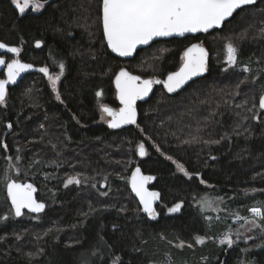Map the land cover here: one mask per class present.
<instances>
[{
    "label": "trees",
    "instance_id": "16d2710c",
    "mask_svg": "<svg viewBox=\"0 0 264 264\" xmlns=\"http://www.w3.org/2000/svg\"><path fill=\"white\" fill-rule=\"evenodd\" d=\"M262 30L264 0H259L239 9L221 29L159 40L125 60L107 48L102 0H46L42 11L24 13L13 0H0V41L17 46L23 61L47 67L50 76L64 65L59 92L44 73L30 72L0 104V196L5 199L0 217H7L0 219V264H113L114 258L121 264H264L260 240L246 251L239 244L218 247L210 240L218 231H210L194 209L207 193H234L247 207L259 195L264 199L263 190L255 191L264 188ZM194 41L210 52L207 75L175 95L156 86L152 97L138 104L137 125L109 129L101 106H118L113 84L118 70L163 78L179 68ZM229 42L238 49L234 67L225 61ZM3 55L8 62L15 58ZM72 113L80 125L71 124ZM141 144L144 158L137 155ZM138 159L143 171L156 177L151 187L161 192L156 221L143 214L129 186ZM11 163L28 172L15 180L34 182L39 199L42 187L54 198L51 207L45 200L41 219L10 212L1 173ZM77 175L81 183L66 187ZM179 202L180 212L167 211ZM196 236L208 240L201 245Z\"/></svg>",
    "mask_w": 264,
    "mask_h": 264
},
{
    "label": "snow or ice",
    "instance_id": "6c2138e0",
    "mask_svg": "<svg viewBox=\"0 0 264 264\" xmlns=\"http://www.w3.org/2000/svg\"><path fill=\"white\" fill-rule=\"evenodd\" d=\"M20 13H24L29 5V0H13ZM46 0H35V8L39 10L43 7ZM255 0H102V25L103 34L107 39V44L114 52L121 56L131 55L138 45H147L150 41L157 37H169L173 34L183 35L184 33L209 32L210 29L222 26L225 21L233 16V13L244 6L253 5ZM264 31V30H262ZM41 44L37 42V47ZM8 48L10 52L19 53L18 47H9L4 43H0V49ZM166 51V50H162ZM207 51L200 44H193L184 53V65L179 72L168 76L166 83L169 92H173L180 88L186 81L193 76L199 75L207 71ZM227 62L229 65L238 63V49L231 42L227 45ZM5 61L0 58V65ZM30 64H22L19 60H12L7 64V79L0 80V104L6 103L7 88L11 82L15 83L20 72L32 68ZM60 73L54 78L49 76L52 87L56 88L57 82L63 75L64 65L59 64ZM227 71V69H225ZM40 72L48 74L49 69L42 67ZM140 77L133 76L126 70L121 69L116 77V85L119 89V96L124 107L119 111L101 106L103 113L112 117L110 126L118 128L122 124H134L136 122L135 102L142 95H147L153 81L144 80L142 84H137ZM157 83L159 81H156ZM31 92V89L27 90ZM102 92H98L97 96H102ZM57 99L60 96L57 95ZM259 107L264 109V96H261ZM259 119V116L255 117ZM12 127L11 124L8 125ZM188 142V141H186ZM219 143V141H213ZM6 148L7 145H4ZM141 156L146 155L144 145H140ZM11 159V158H9ZM213 159H215L213 157ZM179 170L185 175H190L186 169L179 165ZM196 175H199L197 173ZM153 177H145L140 175V169L137 168L132 176V188L140 198V203L143 205V212L148 216L155 218L157 215L153 207L154 201L159 198V193L149 192L145 188V183ZM80 184L79 175L69 177L65 186L70 184ZM35 188L32 184H20L15 180L7 183V193L11 198V205L14 208V215L19 217L24 214L23 210L28 209L30 212L41 213L45 209V204L37 202L33 193ZM107 195V193H103ZM223 199L222 197L220 198ZM181 204L177 203L170 208V212H176L180 209ZM248 211L251 213V219L248 217H240L236 213L238 220H244L249 226L248 231L259 230L261 238H264V201L257 202ZM84 215H87L85 213ZM6 220L7 217H0ZM241 238V233L237 231L236 239H233L231 231L224 234L219 239L220 245L231 246L236 243V240ZM251 239V237H247ZM204 236H196L195 242L198 244L205 243ZM183 247V242H181ZM31 255V253H29ZM113 264H121L119 258H114ZM171 264V262H170Z\"/></svg>",
    "mask_w": 264,
    "mask_h": 264
},
{
    "label": "rangeland",
    "instance_id": "374dc122",
    "mask_svg": "<svg viewBox=\"0 0 264 264\" xmlns=\"http://www.w3.org/2000/svg\"><path fill=\"white\" fill-rule=\"evenodd\" d=\"M42 2V1H41ZM21 3H23V0H21ZM17 8L16 4H14ZM35 0H29V5L25 9V12L31 11V12H40L46 5V3H43V7L39 10H36L35 8ZM19 11V9L17 8ZM227 45L226 44V56L225 61L227 62ZM228 63V62H227ZM231 66V65H230ZM236 66V65H235ZM234 67V66H232ZM58 74H52L51 76L54 78ZM50 84V81H49ZM62 82L61 78L58 83V87L60 88ZM57 87V88H58ZM102 112V110H101ZM101 119L106 121V117L104 113L102 112ZM68 148L64 146V150H67ZM28 174L27 170L16 163H11L10 167L7 168V173L5 172L1 173V184L5 181L4 184V190L7 181H10L11 179H17L19 176H26ZM21 181H25L26 179H20ZM263 190L264 188L255 187V191L259 192ZM229 192L223 191L221 195L213 194V193H207L206 195L202 196L199 200H197L194 203V209L201 215H203L207 221L208 226H210V231H218L216 235L212 236L210 240L212 242H215V244L218 247L224 248L225 250H228L229 248L233 247L236 244H239L240 247L243 250H249L253 247V244L251 242L260 240V244H264V238H261V233L259 230H252L248 231V225L244 220H238L236 217V213L240 217H248L251 219V213L248 211L252 206H254L259 201H264V199L261 197V195L257 196L247 207V204L242 203L238 204V197L234 193L227 194ZM41 198L42 200H47L46 202L51 207L54 205V198L50 195L49 189L46 187L41 188ZM223 198L222 200L220 198ZM6 198V196H5ZM7 199V198H6ZM5 202V199L3 196H0V204L3 205ZM171 207L167 208V211H169ZM10 212L13 214V210L10 209ZM170 212V211H169ZM28 214V213H27ZM33 217L37 219H41L42 215H24V217ZM231 231L233 239H236V233L239 231L241 233V238L236 240V243L228 246V245H220L218 243L219 239L224 236L225 233ZM247 237H251V239H248ZM208 239H205V242Z\"/></svg>",
    "mask_w": 264,
    "mask_h": 264
},
{
    "label": "water",
    "instance_id": "95a60500",
    "mask_svg": "<svg viewBox=\"0 0 264 264\" xmlns=\"http://www.w3.org/2000/svg\"><path fill=\"white\" fill-rule=\"evenodd\" d=\"M258 1H259V0H255V3H257ZM255 3H254V4H255ZM247 6H249V5H247ZM244 7H245V6H244ZM238 10H239V9H238ZM238 10H237V11H238ZM237 11L233 13V16L237 13ZM233 16H232V17H233ZM232 17H229V18L225 21V23H226L227 21H229ZM225 23H224V24H225ZM224 24H223L222 26L216 27V28H214V29H210L209 32H207V33H205V32H196V33L188 32V33H184L183 35L173 34L172 36H169V37H157V38H154V39H153L152 41H150L149 44H147V45H138L137 48H136V50H135L131 55H129V56H121L119 53L114 52V51L111 49V47L108 46V44H107V39H106L105 36H104V39H105V42H106L107 48L109 49V51H110L114 56H116V57H118V58H121V59H125V60H131V59H133V58L135 57L136 53H137L139 50L144 49V48H148L149 46H151V45H152L154 42H156V41H159V40H168V39H171V38H184V37H186V36H197V35H199V34H208V33L212 32V31H214V30H216V29H221V28L224 26ZM102 29H103V25H102ZM0 43H4V42L0 41ZM4 44H6V43H4ZM193 44H200L203 48L206 49L207 54H208V55H207V71L202 72V73H200L199 75L193 76L190 80L186 81V82H185L180 88L176 89V90L173 91V92H169L168 89H167V86H166V83H165V82L167 81V78H168L169 75H171V74H173V73H176V72H179L180 69L183 67V65H184V53H185L186 50H187L189 47H191ZM6 45H8V44H6ZM8 46H9V47H17V46H11V45H8ZM36 46H37V44H36ZM40 46H41V44H40ZM40 46H39V47H40ZM4 52H10V51L8 50V48L0 49V58H2V59L5 61V63H4L3 65H0V71H4V72H5V77L2 78V79H0V80L7 79V64H9V63L12 62V61L8 62L7 58L3 55ZM10 53L14 54V56H15L14 60H19L20 63H22V64H30V65H32L33 67H32V68H29V69H26V70H24V71H22V72H20V74H19V75L17 76V78H16V82H15V83H11V82H10V83L6 86V88H7V94H8V90H9V88H11L12 86L18 84V83L22 80V78H23L27 73L35 72V71L40 72L39 69L42 68V67H44V66H35V65L31 64V63H28V62H26V61H23V60L19 57V53H13V52H10ZM184 53H183L182 63H181V65L179 66V68H178L177 70L173 71V72H170L169 74H167V75H166L165 77H163V78H154V79H152V78H142L141 76H139V75H137V74L131 72L127 67H122L121 69L126 70V71H127L128 73H130L131 75L140 77V80L137 81V84H142V82H143L144 80H151V81H153V83H152L151 88H150L149 92L147 93V95H142V96L139 97V98L136 100V102H135V109H136V113H137V114H136V122H135L134 124H122V125H121L120 127H118V128H112V127L110 126V121H111L112 117H109V116L106 114L107 117H108V122H107L108 128H109V129H112V130H118V129L127 128V127H129V126H135V125H137V123H138V118H139L138 104H139L140 102H146L147 100H149V99L152 97V95L154 94V91H155V87H156V86H161V87L164 89V91H165L168 95H175V94H177V93L183 91V90H184V89H185V88H186L191 82H193V81H195V80H198V79H200V78L205 77V76L207 75V72H208V67H209L210 58H211V55H210V52H209L208 48H207L205 45L201 44L200 42L194 41V42H192L190 45L187 46V48L185 49ZM231 66H235V65H231ZM121 69L118 70V72L115 74L114 79H113V84H114V88H115V92H116V98H117V101H118V103L120 104V106H119L118 109L112 108L111 106H107V107H109V108H111V109H113L114 111H117V112L119 111L120 108L124 107V105L122 104V102H121V100H120L119 89L117 88V85H116V77H117V75H119V72H120ZM44 74H45V73H44ZM45 75H46L47 77H49V76H50V73L48 72V74H45ZM156 81H159V82L157 83ZM51 88L53 89V91H55V92L57 93V86H56V88H53V87H52V83H51ZM261 96H264V91L261 93V95H260V97H259V101H260ZM260 109H261V108H260ZM261 110H264V109H261ZM144 148H145V147H144ZM145 152H146V149H145ZM139 153H140V146L137 148V155H138L139 158H144V157H145V155H144V156H141ZM137 168L140 169V175L145 176V177H153V179L148 180V181L145 183V188H146L149 192H157V193H159V198L156 199V200L154 201V204H153V207L155 208V211H156V213H157V215L155 216V218L150 217V216L147 215V213L143 212V205L140 203V198H139V196L136 194V192H135V191L133 190V188H132L131 180H132V176H133V174L136 172V169H137ZM155 178H156V177H155L154 175H152V174H148V173H145V172L143 171V169H142V167H141V165H140V160H139V159L135 162V166L133 167V169H132V171H131V173H130V177H129V186H130V189H131V191H132L134 197L138 200V202H139V204H140V206H141V208H142V212H143V214L146 215L147 218H148L149 220H151V221H156V220H158L159 217H160V214H159V211H158V204H159L160 201H161V192H160L159 190L154 189V188L151 187V184L155 181ZM13 180H15V179H11V180L8 181L7 183H10V182L13 181ZM15 181H16L17 183H20V184H29V183L32 184V185L34 186V188L36 189L35 192L33 193L34 198L36 199L37 202H42V203H44L45 206H46L45 209H44V211L41 212V213L30 212L28 209H24L23 212H24V213H25V212H28V213L33 214V215L43 214V213L47 210V204H46L45 201H43V200H39V199H38V197H37L38 186H37L34 182H32V181H30V180H27V181L15 180ZM5 194H6V197H7L8 202H9V205H10L11 209L13 210V214H14V208H12V205H11V198H10V196H8V193H7V184H6V186H5ZM179 203L181 204L180 209H179L178 211H176V212H170L171 214L178 213V212H180V211L182 210V208H183V203H182V202H179ZM175 205H176V204H175ZM175 205H173L172 207H174ZM172 207H171V208H172ZM23 215H24V214H23ZM23 215H22V216H23ZM22 216L17 217V216L14 215V217H16V218H20V217H22Z\"/></svg>",
    "mask_w": 264,
    "mask_h": 264
},
{
    "label": "flooded vegetation",
    "instance_id": "af4514ba",
    "mask_svg": "<svg viewBox=\"0 0 264 264\" xmlns=\"http://www.w3.org/2000/svg\"><path fill=\"white\" fill-rule=\"evenodd\" d=\"M58 83H59V81L57 82V87H58ZM50 86H51V81H50ZM58 89V92H59V88H57ZM54 93H56L55 91H53ZM115 97H116V92H115ZM116 100H117V98H116ZM57 101L59 102V104H61V98L60 99H57ZM118 102V101H117ZM119 106H120V104L118 103V106L117 107H112V108H115V109H118L119 108ZM65 108V107H64ZM73 114V116L71 117L70 116V118L72 119V121H71V124H74V125H80V123L81 122H79V118L77 117V116H75V114L74 113H72ZM69 115H70V113H69ZM104 115H105V117H106V121L104 122L106 125H107V122H108V117H107V115H106V113H104ZM68 118V117H67ZM74 118H76V120L74 121ZM69 120V119H68ZM67 125H70V122L69 121H67ZM107 127H108V125H107ZM39 199V198H38ZM40 200V199H39ZM47 204V203H46ZM29 214V213H28Z\"/></svg>",
    "mask_w": 264,
    "mask_h": 264
},
{
    "label": "bare ground",
    "instance_id": "6f19581e",
    "mask_svg": "<svg viewBox=\"0 0 264 264\" xmlns=\"http://www.w3.org/2000/svg\"><path fill=\"white\" fill-rule=\"evenodd\" d=\"M47 151V150H46Z\"/></svg>",
    "mask_w": 264,
    "mask_h": 264
}]
</instances>
